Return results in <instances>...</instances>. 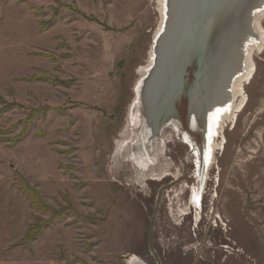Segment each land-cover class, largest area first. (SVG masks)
Masks as SVG:
<instances>
[{
	"label": "rangeland",
	"instance_id": "obj_1",
	"mask_svg": "<svg viewBox=\"0 0 264 264\" xmlns=\"http://www.w3.org/2000/svg\"><path fill=\"white\" fill-rule=\"evenodd\" d=\"M158 4L0 0V264H264V44L202 181L187 99L150 143L137 110Z\"/></svg>",
	"mask_w": 264,
	"mask_h": 264
},
{
	"label": "water",
	"instance_id": "obj_2",
	"mask_svg": "<svg viewBox=\"0 0 264 264\" xmlns=\"http://www.w3.org/2000/svg\"><path fill=\"white\" fill-rule=\"evenodd\" d=\"M179 1L178 29L176 27L172 37L168 62L164 66V75H161V78L162 76L164 78L171 76L170 79L173 83L164 95L161 96L160 93L153 97L152 102H142L141 109L144 121L149 124L150 130L155 129V132L148 136L154 138L171 118L177 115L175 114L177 105L183 99H187L190 121L195 116L196 120H192L195 127L198 124L202 125L203 140L199 150L201 155L205 150V132L208 124V106L203 98L208 87L206 80L210 78L215 67L219 66V54L226 53L237 36L236 28L242 15L252 7L255 0ZM172 2L171 0L169 4L171 9ZM156 59V67L153 71L155 73L158 72L159 60L162 59L159 43L157 44ZM152 77L150 76V80L146 81L147 86ZM147 86L144 91L142 90V100L146 89H148ZM196 102L201 104L202 109L199 111L193 109ZM136 148H141V146Z\"/></svg>",
	"mask_w": 264,
	"mask_h": 264
},
{
	"label": "bare ground",
	"instance_id": "obj_3",
	"mask_svg": "<svg viewBox=\"0 0 264 264\" xmlns=\"http://www.w3.org/2000/svg\"><path fill=\"white\" fill-rule=\"evenodd\" d=\"M158 1H159L158 7H160L159 8L160 13L158 12L160 14L159 15L160 16V22L158 24V28H157L155 35H154L155 41L153 42V46L151 47V52H150L148 64L145 65L143 68L139 69L141 72V77H140V80L138 81L136 88H135L137 90V94H136L137 102H139V104L137 106L138 111L141 109L140 106H141L142 102H144V101L145 102H152L153 97L158 96L160 93H161V96L164 95L167 92L168 88L173 83V81L171 82V79H170L171 76H167L166 78H164L162 76V78H161V75H164L163 74V72L165 71L164 66L166 65V62H168V58H169L168 53L170 52L172 37L175 33L176 27L178 29L177 19L179 18V14H180V12H179L180 1L179 0H172L173 1L172 2V9L169 8V4H170L171 0H158ZM171 16H172V20H171ZM263 17H264V0H255L252 4V7H250L249 10L246 11L245 14L242 15V19L240 20V23H239L238 27L236 28L237 36L234 38V41L232 42V44L227 49L225 54H219V57H218V60H220L219 66L215 67V69L211 73L210 78H207V80H206V85L208 87L206 89V92H205V95L203 98H204V100L208 106V110H207L208 111V118H207L208 124H207V129H206L207 132L205 133L206 134L205 142H204L205 143V146H204L205 150L201 154V156L198 157V160L200 159L199 160L200 162H203V159H204V170H203L202 181H205L207 179V177L209 176L208 169H209V167L212 166L213 162L216 160V154H215L216 149H219L223 145V141L225 140L224 135H223V129L225 127V124L228 123L227 120L230 122H233L235 117H236V114H238L237 112L240 111L239 109L244 104L245 99L242 95L243 90H244V85L251 79V76H253L254 71H255V67H254L255 63L252 62V56L250 57V54L251 53L253 54V51L251 53L249 52L250 47H251V43L247 42V41L253 39V38L250 39V37H249V35H250L249 32L251 30L248 32V29H249L248 26L252 20V26L255 27V29H254V38H255L254 40L255 41H253V40L252 41L254 44L255 43L257 44L256 48H258V49L262 48V45L264 44V34H263L264 30L262 31V26L260 25L261 24L260 21L263 19ZM244 38H246L245 41H244ZM158 43L160 46V52L162 54V59L159 60L160 65L158 68V72L155 73L153 71L155 70V67H156L155 64L157 62L156 56H157V44ZM250 58H251V60H250ZM152 74H153V77H152ZM147 76H151L152 79H151V82L148 83V86H147L148 89H146V91H145L144 99L142 101L141 100L139 101V99H140L139 98L140 94L138 92V91H140L139 86L140 87L143 86V82L145 81V78ZM169 82H171V83L169 84ZM150 99H152V100H150ZM235 99H236V101H235ZM198 102H196L194 104L193 109L194 110L196 109L199 111L202 108H201V104H198ZM138 111H136V114H138L137 113ZM141 112H143V110ZM139 120H140V118H139ZM143 122L144 121H142V123ZM132 123H133V121H132ZM152 132H155V129L152 131V130H150V126H149V129L146 130L145 134H146V136H148V134H151ZM160 134L162 135L163 131L158 133V136ZM173 135H174V133H173ZM142 136H143V134H142ZM218 136H220L219 141L222 139L221 142L216 141L215 138H217ZM182 137L190 144V140H191L190 136L186 135V137L185 136H182ZM152 138L153 137H149V141H148L149 143L152 142L151 141ZM164 138H166V136ZM157 141H159V140H157ZM123 142L118 143L119 146L117 149L118 153L121 154V157H123L122 154L126 151L127 147L130 146V144H129V146H122ZM127 145H128V141H127ZM217 145H220V146L217 147ZM138 146H141V148L135 147V149L138 150L137 152H139V153H136V154L130 153L132 156L129 159V161L131 160L130 163H132L134 165V166L132 165L133 167L137 166L138 169L139 168L148 169L149 165L152 166L154 164H157L156 161L158 159L155 156H153V158H152L153 162H149V163L144 162V161H146V158H143L141 152L144 151L143 150L144 147L147 148V146L145 145V143L139 144ZM123 149H124V152H123ZM203 154H204V156H203ZM121 157H119L120 160H121ZM138 157H140V158H138ZM125 159H127V160H125V163H126L128 161V158H125ZM116 164H118V162ZM199 166H200V164H199ZM153 167H155V166H153ZM140 171H141L140 174L142 175V177H144L143 176L144 169H140ZM168 174H170V173H168ZM200 194H198L197 192L194 193V198H195L194 202L199 201ZM136 257H132L131 259H129L128 263L129 264H141L140 260L137 259L138 257L137 258Z\"/></svg>",
	"mask_w": 264,
	"mask_h": 264
},
{
	"label": "trees",
	"instance_id": "obj_4",
	"mask_svg": "<svg viewBox=\"0 0 264 264\" xmlns=\"http://www.w3.org/2000/svg\"><path fill=\"white\" fill-rule=\"evenodd\" d=\"M0 100H1V99H0ZM16 106L23 107V106H21V105H19V104H16V103H11V104H8V105H7V107H16ZM34 113H35V112H31V113L29 114V118H28V120H27V124H29V123L31 122V120H33Z\"/></svg>",
	"mask_w": 264,
	"mask_h": 264
},
{
	"label": "flooded vegetation",
	"instance_id": "obj_5",
	"mask_svg": "<svg viewBox=\"0 0 264 264\" xmlns=\"http://www.w3.org/2000/svg\"><path fill=\"white\" fill-rule=\"evenodd\" d=\"M174 118H175V116H174L172 119H174ZM193 119L196 120V117L194 116ZM193 119L191 118V122H192V123H194V121H192ZM164 127H165V126H164ZM164 127H163V128H164ZM162 131H163V130H161L160 132H162ZM160 132H159V133H160ZM206 132H207V131H206ZM206 132H205V133H206ZM163 133H164V132H163ZM182 138H183V137H182ZM188 139H189V138H188ZM189 140H190V139H189ZM190 142H191V140H190ZM130 144H131V143H130ZM141 154H144V152H141Z\"/></svg>",
	"mask_w": 264,
	"mask_h": 264
}]
</instances>
